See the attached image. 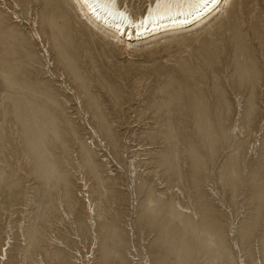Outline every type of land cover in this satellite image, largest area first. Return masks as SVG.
<instances>
[{
    "label": "rangeland",
    "instance_id": "1",
    "mask_svg": "<svg viewBox=\"0 0 264 264\" xmlns=\"http://www.w3.org/2000/svg\"><path fill=\"white\" fill-rule=\"evenodd\" d=\"M66 10L0 0L1 264H264V0L128 51Z\"/></svg>",
    "mask_w": 264,
    "mask_h": 264
},
{
    "label": "bare ground",
    "instance_id": "2",
    "mask_svg": "<svg viewBox=\"0 0 264 264\" xmlns=\"http://www.w3.org/2000/svg\"><path fill=\"white\" fill-rule=\"evenodd\" d=\"M232 1L233 0H148L145 11L133 17L129 12V6L121 5V0H65L68 5V10L63 12V22L60 23H62V28L67 33V36L65 35L66 38H69V41L74 43L81 50H85L88 44L93 46L99 44L103 46V49L106 47L109 49L114 47L116 49L119 48L123 51H128V48L122 47V45L115 41L118 40L119 42L121 40L129 42L133 40L134 42H140L141 38L145 46L139 47L142 49H149L152 46L158 45V38L161 36L172 34L173 36H170L168 39L179 37L175 35L199 27L203 25L205 21L213 19L212 17L216 18L220 16L222 12L226 11L227 6ZM209 22H211V20ZM131 25L134 27H129ZM130 30L132 31L130 32ZM129 32L132 34L128 35ZM168 39L166 38V40ZM116 54L117 52H115V55ZM106 55L108 57V54ZM197 101L201 103V99ZM184 102L185 101H183L182 104ZM206 104L208 105L209 103ZM206 109H208V113ZM194 113V115H191L189 121L202 119L206 116L204 120L213 123V128H217L221 124L220 118L222 117L219 116L218 110L216 111L213 106L205 107L203 111L195 110ZM202 125L203 124H201V127ZM7 250L8 248L5 251H1L0 264L2 260L7 257Z\"/></svg>",
    "mask_w": 264,
    "mask_h": 264
},
{
    "label": "water",
    "instance_id": "3",
    "mask_svg": "<svg viewBox=\"0 0 264 264\" xmlns=\"http://www.w3.org/2000/svg\"><path fill=\"white\" fill-rule=\"evenodd\" d=\"M129 27H134V26L131 25V26H129ZM127 29H128V28H127ZM131 31H132V30H130V32H131ZM123 32H124V30H123ZM130 32H129L128 35H131V34H132V33H130Z\"/></svg>",
    "mask_w": 264,
    "mask_h": 264
}]
</instances>
